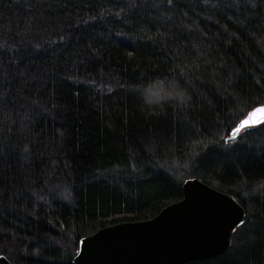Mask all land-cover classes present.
<instances>
[{
	"label": "trees",
	"instance_id": "1",
	"mask_svg": "<svg viewBox=\"0 0 264 264\" xmlns=\"http://www.w3.org/2000/svg\"><path fill=\"white\" fill-rule=\"evenodd\" d=\"M187 89L191 102L147 106ZM264 0H0V255L73 264L196 178L245 210L221 255L264 264Z\"/></svg>",
	"mask_w": 264,
	"mask_h": 264
},
{
	"label": "water",
	"instance_id": "2",
	"mask_svg": "<svg viewBox=\"0 0 264 264\" xmlns=\"http://www.w3.org/2000/svg\"><path fill=\"white\" fill-rule=\"evenodd\" d=\"M261 124L264 103L249 110L231 134ZM181 190L179 201L151 219L121 222L81 238L72 263L186 264L223 254L245 210L232 196L196 178L186 179ZM0 264L12 263L0 255Z\"/></svg>",
	"mask_w": 264,
	"mask_h": 264
},
{
	"label": "clouds",
	"instance_id": "3",
	"mask_svg": "<svg viewBox=\"0 0 264 264\" xmlns=\"http://www.w3.org/2000/svg\"><path fill=\"white\" fill-rule=\"evenodd\" d=\"M158 83V81H153L152 84L143 87L142 91L137 88L135 90L140 91V99L143 104L151 106H162L168 102H174L177 106H186L191 102L190 92L180 87L178 84H173V91L155 95L153 93V88Z\"/></svg>",
	"mask_w": 264,
	"mask_h": 264
},
{
	"label": "snow or ice",
	"instance_id": "4",
	"mask_svg": "<svg viewBox=\"0 0 264 264\" xmlns=\"http://www.w3.org/2000/svg\"><path fill=\"white\" fill-rule=\"evenodd\" d=\"M241 127H243V125H241ZM241 131V128H236L235 132L233 133V136L231 137L232 139H235L236 134L239 133Z\"/></svg>",
	"mask_w": 264,
	"mask_h": 264
},
{
	"label": "rangeland",
	"instance_id": "5",
	"mask_svg": "<svg viewBox=\"0 0 264 264\" xmlns=\"http://www.w3.org/2000/svg\"><path fill=\"white\" fill-rule=\"evenodd\" d=\"M239 142H240L239 139L238 140L233 139L230 141V144H238Z\"/></svg>",
	"mask_w": 264,
	"mask_h": 264
}]
</instances>
